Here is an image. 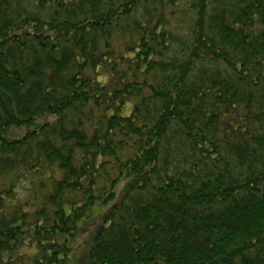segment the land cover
<instances>
[{"label":"trees","instance_id":"16d2710c","mask_svg":"<svg viewBox=\"0 0 264 264\" xmlns=\"http://www.w3.org/2000/svg\"><path fill=\"white\" fill-rule=\"evenodd\" d=\"M72 242L264 264V0H0V264Z\"/></svg>","mask_w":264,"mask_h":264},{"label":"rangeland","instance_id":"374dc122","mask_svg":"<svg viewBox=\"0 0 264 264\" xmlns=\"http://www.w3.org/2000/svg\"><path fill=\"white\" fill-rule=\"evenodd\" d=\"M128 112H129V104L126 105L124 108V113L127 114ZM108 209H109V205L106 207L95 206L93 207V209L91 210L88 216L84 217L82 220L79 221L78 226L80 231L82 230V233L80 235L82 241H85L90 236L91 232L96 228L97 224L100 221H94V222L91 221V224L90 223L85 224V223L88 222L90 219H96L102 217L108 211ZM89 246H91V243L88 245V248ZM80 247H81L80 243L77 244H75V242L71 243V251L68 254L66 264H82V262L85 261L86 258L82 257L78 252Z\"/></svg>","mask_w":264,"mask_h":264}]
</instances>
